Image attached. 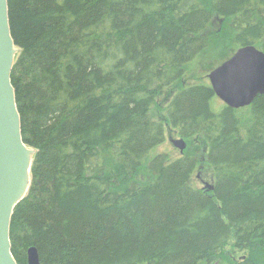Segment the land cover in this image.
<instances>
[{
	"label": "trees",
	"instance_id": "obj_1",
	"mask_svg": "<svg viewBox=\"0 0 264 264\" xmlns=\"http://www.w3.org/2000/svg\"><path fill=\"white\" fill-rule=\"evenodd\" d=\"M9 21L36 152L18 264L32 247L40 264H264V96L217 111L210 84H181L216 44L264 49V0H9ZM169 129L189 141L174 160L153 156ZM204 152L213 191L192 182Z\"/></svg>",
	"mask_w": 264,
	"mask_h": 264
},
{
	"label": "water",
	"instance_id": "obj_2",
	"mask_svg": "<svg viewBox=\"0 0 264 264\" xmlns=\"http://www.w3.org/2000/svg\"><path fill=\"white\" fill-rule=\"evenodd\" d=\"M18 53L9 21V0H0V264H18L12 253L11 223L15 208L29 191L36 153L24 142L12 84ZM208 77L213 92L228 108L250 107L259 96H264V52L254 45L241 47ZM173 143L184 154L185 140ZM204 184L208 191L214 190L213 185ZM28 264H40L35 247L28 250Z\"/></svg>",
	"mask_w": 264,
	"mask_h": 264
},
{
	"label": "rangeland",
	"instance_id": "obj_3",
	"mask_svg": "<svg viewBox=\"0 0 264 264\" xmlns=\"http://www.w3.org/2000/svg\"><path fill=\"white\" fill-rule=\"evenodd\" d=\"M211 30L215 33L223 34L225 37L228 34L227 32L229 29L227 28V25L224 23V19L216 18L211 26ZM217 48L213 47L212 50H209L207 52L208 54L201 57L198 61L194 62L189 67V73L187 75V78L182 81L181 84L183 85H192V84H210L209 81V74L211 71H213L215 68L222 65L224 62L229 60L238 49L228 50V48L224 47L223 45L220 46V44H216ZM220 46V47H219ZM264 52V49H260ZM174 91V90H173ZM169 100H166V97L163 99L161 98L155 109L153 110V115L156 118H161V120L165 119L164 110ZM213 108L215 110H221L224 106L223 101L215 97V100L212 103ZM247 110V109H246ZM245 110V111H246ZM181 138L177 136L176 133H174L172 130L169 129V132L167 134L166 142L160 146L155 154L153 156L158 155H166L170 160H174L176 158H179L181 156L180 149L174 145L173 141H178ZM187 147L185 151L189 148V141H186ZM201 148H203V151H206L204 148V143H199ZM192 147V146H191ZM184 151V152H185ZM200 160H202L201 165L199 169L196 171L194 178H193V185L196 188H203V183H209L212 184V171L211 169H207V161H206V152L202 155L199 154ZM234 242L233 240H230L228 244L224 247V253L225 257H229L230 259L233 258L234 260H239L242 257V253H239L233 249ZM214 264H226L224 261L221 262H215Z\"/></svg>",
	"mask_w": 264,
	"mask_h": 264
}]
</instances>
